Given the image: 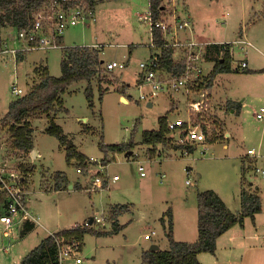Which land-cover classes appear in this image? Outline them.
Listing matches in <instances>:
<instances>
[{
    "label": "rangeland",
    "instance_id": "obj_1",
    "mask_svg": "<svg viewBox=\"0 0 264 264\" xmlns=\"http://www.w3.org/2000/svg\"><path fill=\"white\" fill-rule=\"evenodd\" d=\"M150 3L151 0H99L96 20L89 21V25L67 28L62 37L63 47L25 52L24 58L17 61L10 54H0V157L7 159L2 157L4 166L22 176L25 173L21 164L31 165L32 172L28 174L25 187L27 203L37 217L35 228L29 233L23 232L17 240L3 235L0 222V264H20L23 256L45 236L80 224L89 225L91 229L81 244L82 264H142V253L152 244L161 249L170 247L167 229L159 219L169 207L175 210L173 223L177 226L178 236L195 242L199 235L197 192L217 191L236 210L241 207L243 186L258 190L262 210L255 214V219L247 216L242 224L234 226L230 232L237 234L235 241L229 240L228 233L220 235L216 252H202L200 262L264 264V177L256 174L251 158L246 161L244 158L253 147L264 156V119H257L254 113L264 106V0L164 1L169 7L170 3L176 5L177 13L184 12L186 6L190 9L196 17L193 37L198 41L232 42L244 35L253 43L248 49V57L241 51L242 44L237 43L232 48L231 70L217 72L213 82L212 111L230 136L209 144L205 151L198 145L189 155L178 151L169 158L157 155V148L164 154L169 151L167 143L156 144V152L152 153V145L142 142L143 131L158 129L160 117L169 110L170 116H176L177 106L167 93H159L148 100L139 97L141 92L150 90L148 86H140L143 77L140 62L151 55L147 46L149 23L141 19V15L149 11ZM0 41V50L2 42L17 48V30L0 24ZM74 45L100 48L103 70L108 61L126 63L125 68L102 71L106 79L101 85L98 79L93 80V107L89 106L86 97V80L74 82L63 94L68 112H57L55 121L77 150L88 157L87 170L77 166L76 158L69 162L65 147L55 135L46 131L50 123L47 114H41L40 119H31L34 149L40 153L37 157H33L32 151L25 152L13 146L4 115L16 98L12 85L16 83L23 87V94L31 91L41 79L38 71L43 67L41 59L48 65L50 75L60 76L65 48ZM243 59L248 60V71L236 68ZM212 67L208 64L206 69L213 71ZM101 88L106 91L102 99L99 96ZM120 95L129 101L120 100ZM150 100L154 102L153 106L148 105ZM184 101L185 97L181 105ZM82 117H86V121ZM132 137L134 155L110 151L104 160L106 153L99 146L101 142L127 143ZM90 157L98 158L99 163L91 162ZM100 161L104 167L100 166ZM139 165L145 166L144 176ZM186 167H190V174ZM164 170L167 177L162 181L159 173ZM56 171L64 172L68 177L67 188H52ZM97 174L109 178L110 182L107 184L105 179V185L93 189ZM114 175H118L119 180L112 181ZM189 179L191 183L187 184ZM5 199L6 194L0 192V214L4 213ZM125 204H129V209L117 218L123 228L108 233L116 220L111 208ZM131 209L139 213L138 218L132 217ZM101 216L105 218L103 221L89 223L90 219ZM95 230L103 234H97ZM152 230L156 234L146 239L144 235ZM191 230L193 235L186 234ZM255 233L260 237H249ZM215 255L221 257L218 263Z\"/></svg>",
    "mask_w": 264,
    "mask_h": 264
},
{
    "label": "built area",
    "instance_id": "obj_2",
    "mask_svg": "<svg viewBox=\"0 0 264 264\" xmlns=\"http://www.w3.org/2000/svg\"><path fill=\"white\" fill-rule=\"evenodd\" d=\"M95 10L90 4V0H46L33 12V21L30 25L16 28L17 48L9 47L7 42H3L0 54L8 53L16 57L18 53H25L38 49L61 48L64 31L72 26L95 20ZM141 19L149 23L150 40L147 46L151 50L150 58L140 62L143 70L140 86H148L150 90L140 93V99L156 98L159 93H167L172 97L176 116H167L166 120V140L169 151L164 154L157 148V155L169 158L178 151L183 155H189L198 145L203 151L209 144L218 139L227 138L230 132L223 130V124L212 111V89H209L208 77L205 65L211 60V55H207V48L212 43L198 41L193 38H184L181 32L192 27V20L181 17L176 9L168 15L153 18L151 10L141 15ZM160 31V37L157 36ZM220 45L215 59L223 58L225 52L233 56L232 48L237 43L242 53L248 57L247 47H251L252 42L247 39H239L232 42H216ZM171 51L172 67L162 66V58L165 50ZM213 59V60H215ZM248 60L243 59L238 70L244 71L248 68ZM126 63L112 60L106 63L105 68L112 71L116 68H125ZM12 92L16 96L23 94V88L16 83L12 85ZM186 98L184 105L182 99ZM151 101V100H150ZM259 120L264 119V106L254 112ZM164 142L158 144L164 145ZM192 147L193 150L188 149ZM151 148H154L152 145ZM248 156L254 159V167L257 175L264 177V156L257 148H249ZM149 159H153L149 158ZM91 162L99 163V159L90 157ZM0 192L5 193L7 199L4 202V213L0 214L2 233L6 237L17 240L22 234L27 221H37L32 211L27 205V188L23 184L24 177L13 169H8L2 164L0 159ZM101 167H104L100 161ZM141 175H145V166L139 165ZM191 173L190 167H186ZM164 176V175H163ZM105 179L97 174L93 179L92 188L105 185ZM119 179L118 175L112 177V181ZM107 184L110 179H106ZM190 179L187 184H190ZM105 218L97 217L93 221L101 222ZM53 234V233H51ZM156 234L155 230L146 233L144 237L151 239ZM59 245V264H82L83 258L80 255L81 243L78 240H66L64 237L57 238ZM8 249V247H7Z\"/></svg>",
    "mask_w": 264,
    "mask_h": 264
},
{
    "label": "trees",
    "instance_id": "obj_3",
    "mask_svg": "<svg viewBox=\"0 0 264 264\" xmlns=\"http://www.w3.org/2000/svg\"><path fill=\"white\" fill-rule=\"evenodd\" d=\"M46 0H0V24L13 28H20L30 25L33 21V12L42 5ZM90 4L94 6L95 0H90ZM150 10L153 18L165 16L169 6L164 0H151ZM264 16V10L262 11ZM160 37V31H157ZM219 44H213L207 48V55H211V60L216 58L219 51ZM101 49L95 46L74 45L65 48L64 57L61 60V75L52 76L48 67L44 66L38 70L41 79L35 84L31 91L12 100L9 104L7 113L5 114V124L9 126V134L12 144L15 148L28 152L34 148L33 143V125L31 119L41 114H47L50 123L46 131L55 135L60 143L65 147L66 158L70 162L73 158L77 159V166H81L83 170H87L88 157L77 150L75 145L69 140L64 133L62 127L55 121L58 111H68L64 106L63 94L68 87L74 82L86 80L85 88L86 97L89 106H94V86L93 80L98 79L100 85L105 81L102 71L104 60L102 59ZM162 58V66L172 69L171 51L165 50ZM208 55V56H209ZM232 56L229 50L225 52L223 58L216 59L213 71L209 73L208 85L212 89L213 82L217 72L231 70ZM174 71L177 68H173ZM248 71V70H244ZM126 87V86H125ZM106 91L100 89V98ZM123 94V93H122ZM168 115H163L159 119L158 129L144 130L142 142L154 145L150 148L152 153L156 152V144L166 140V120ZM100 148L106 153L104 160L108 157V152H129L135 142L132 140L127 143L105 144L100 143ZM188 149L193 150L192 147ZM107 159V158H106ZM107 161V160H106ZM24 170V182L27 184L28 174L32 172L31 165L21 164ZM243 168V178L246 177L245 168ZM53 189L60 190L67 188L70 183L64 172H54ZM250 184V182H249ZM77 184L74 185L76 187ZM198 197V226L199 235L195 242L185 240L177 241L174 238L173 226V210L168 208L161 217L164 227H166L167 237L169 240V248L167 249H147L142 253V264H201L198 256L201 252L215 253L217 249V238L236 226L237 223L242 224L245 217L255 218V214L262 210L261 195L257 189L250 190L242 187L241 206L239 212H233L225 203L222 196L212 189L199 190ZM129 209V204L116 206L112 209L113 228L110 234L115 233L123 228L119 224L117 218L123 212ZM33 223L27 221L22 233H28ZM91 230L89 225H76L71 228L62 229L45 236L38 245L31 249L23 256L20 264H59V245L57 238L64 237L66 240H78L83 243L84 235ZM97 234H103L102 231L95 230ZM105 233V232H104Z\"/></svg>",
    "mask_w": 264,
    "mask_h": 264
},
{
    "label": "crops",
    "instance_id": "obj_4",
    "mask_svg": "<svg viewBox=\"0 0 264 264\" xmlns=\"http://www.w3.org/2000/svg\"><path fill=\"white\" fill-rule=\"evenodd\" d=\"M165 1V0H164ZM167 1V0H166ZM98 3H99V0H95V4H94V10H95V13H96V10H97V6H98ZM166 3V2H165ZM186 4V3H185ZM174 9H176L177 11H178V8L176 7V5L175 6H173V4H171L170 3V7L168 6V8L166 9L167 10V12H165V14L166 15H168L169 14V12H171L172 10H174ZM169 11V12H168ZM179 12V11H178ZM179 15L181 16V17H187V18H189V19H191L192 20V27L191 28H189V29H186V30H184V31H182L181 32V36H183L184 38H193V39H195L194 37H193V30H194V27H195V21H196V17L195 16H193V13L190 11V9L186 6V9H185V11L184 12H182V13H179ZM96 17V16H95ZM96 20V19H95ZM81 24H84V25H89L90 23H89V21H87V22H84V23H81ZM9 28H11V27H9ZM13 28V27H12ZM240 39H247V38H245V36L244 35H242L241 36V38ZM237 40H239V39H237ZM1 42V41H0ZM216 42H224V41H221V40H213V41H209V42H206V43H212V44H217ZM230 42V41H229ZM252 42V41H251ZM3 43V42H2ZM253 44V43H252ZM101 46V45H100ZM211 46H213V45H211ZM248 49H249V47H247L246 48V50H247V52H248ZM39 50V49H38ZM27 53V52H26ZM26 53H18V55L16 56V58H14L13 57V60H15V61H17V60H19V59H22V58H24V56H25V54ZM6 54H8V53H6ZM11 55V54H10ZM13 56V55H12ZM40 63H42V65H43V67L44 66H46V67H48V65H45L44 64V62H43V59H41V61H40ZM215 63H216V59L215 60H209L207 63H206V65H205V69L208 67V64H212L213 65V67H214V65H215ZM39 66V65H38ZM213 67H212V69H213ZM49 69V68H48ZM116 69H118V68H116ZM115 70V69H114ZM113 71V70H112ZM212 70H210V69H206V72L209 74L210 72H211ZM214 85V84H213ZM21 87V86H20ZM213 87V86H212ZM21 88H23V87H21ZM213 89V88H212ZM24 93V92H23ZM122 94V93H121ZM23 95V94H22ZM21 96V95H20ZM17 97H19V96H16V98ZM123 95H120V100H123ZM126 97V96H125ZM171 97V96H170ZM15 98V99H16ZM126 99L129 101V99L126 97ZM14 100V99H13ZM171 101H172V97H171ZM151 104V105H150ZM148 105L149 106H153L154 105V102L153 101H149L148 102ZM240 106L243 108V106H244V104L242 103V104H240ZM234 109V108H233ZM233 109H232V111H233ZM170 111V110H169ZM169 111H167L166 112V114L165 115H168L169 116V114H171V113H169ZM59 112V111H58ZM66 112H68V111H66ZM6 113H7V111H6ZM5 113V114H6ZM4 114V115H5ZM163 116V115H162ZM172 116V115H171ZM47 118H49L48 116H46ZM40 119V115H38V116H36V117H33V120L34 119ZM33 120H31V121H33ZM82 120L83 121H86V117H82ZM34 127V126H33ZM224 147H226V144H224ZM32 151V154H33V157L35 156V157H37V156H39V152H38V150H36V149H32L31 150ZM134 153V151H132V153L131 154H129L128 152L126 153V155L127 156H132V155H134L133 154ZM157 156V155H156ZM2 157L3 156H1L0 157V159H2ZM4 158V157H3ZM154 158V157H153ZM245 158V161L246 160H248V159H250V157L249 156H247V157H244ZM5 159V158H4ZM252 159V158H251ZM5 160H7V159H5ZM167 160V159H166ZM244 161V160H243ZM252 161H253V164H254V159H252ZM164 175V176H163ZM159 176H160V179L163 181L166 177H167V172L164 170L162 173H159ZM199 177V174H197V176H196V178H198ZM119 180V179H118ZM77 183H80V181H76ZM76 183H74V185H75ZM25 185L27 186L28 184H26L25 183ZM73 185V184H72ZM79 186H81L80 184H78ZM222 198H223V196H222ZM224 199V198H223ZM241 200V199H240ZM224 201L226 202V204H227V206H229V208L233 211V212H239V211H241V209H242V206L240 207V208H238V209H236V210H234L230 205H229V203L224 199ZM27 205H28V207H29V203H27ZM113 207V206H112ZM30 208V207H29ZM111 209H113V208H111ZM2 210H4V206H3V209ZM130 211H132V209L130 210ZM175 211V210H174ZM173 211V214L175 213ZM124 212V211H123ZM123 212L121 213V215H119V217L120 216H122V214H123ZM133 213L131 214L132 215V217L133 218H138L139 217V213L138 212H135L134 210L132 211ZM166 212V211H165ZM257 214V213H256ZM35 218H37V217H35ZM160 220H161V217L159 218ZM255 219V218H254ZM31 223H33L34 224V226L32 227V229L33 228H35V226L37 225V223H35L34 221H30ZM185 222H186V219H185ZM173 226H174V238L177 240V241H179V240H183V239H181V237H179L178 236V229H177V226L176 225H174V223H173ZM186 226V225H185ZM234 228V227H233ZM232 228V229H233ZM31 229V230H32ZM232 229H230V230H228L226 233H224V234H227L228 233V235L230 234V236H229V240H233V241H235L236 240V236H237V234H235L234 232H230ZM29 233V232H28ZM186 234H188V235H193V231L191 230L190 232L189 231H187L186 232ZM240 234H242V233H240ZM249 237H256V238H259L260 237V235H259V233H255L254 235H249ZM187 238H189V237H187ZM187 240H193V239H187ZM241 243H243V242H241ZM168 246H169V244H168ZM246 246V244H244L243 245V247H245ZM202 254V252L199 254V260H200V256H202L201 255ZM215 258H216V263H218V261L221 259V257L220 256H217V255H215Z\"/></svg>",
    "mask_w": 264,
    "mask_h": 264
},
{
    "label": "water",
    "instance_id": "obj_5",
    "mask_svg": "<svg viewBox=\"0 0 264 264\" xmlns=\"http://www.w3.org/2000/svg\"><path fill=\"white\" fill-rule=\"evenodd\" d=\"M122 98H123V100L126 99L125 96H123ZM150 105H151V104H150ZM128 153L131 154V153H132V150H129ZM69 186L72 187L73 185L70 184ZM92 222H93V219H90V222H89V223H92ZM159 248H160V247H159V245H157V244H152V245L150 246V249H159Z\"/></svg>",
    "mask_w": 264,
    "mask_h": 264
},
{
    "label": "bare ground",
    "instance_id": "obj_6",
    "mask_svg": "<svg viewBox=\"0 0 264 264\" xmlns=\"http://www.w3.org/2000/svg\"><path fill=\"white\" fill-rule=\"evenodd\" d=\"M124 101H125V102H127L128 100H127V99H125Z\"/></svg>",
    "mask_w": 264,
    "mask_h": 264
}]
</instances>
